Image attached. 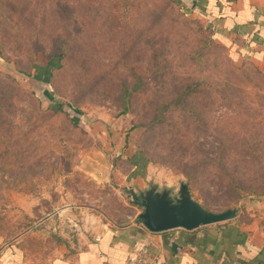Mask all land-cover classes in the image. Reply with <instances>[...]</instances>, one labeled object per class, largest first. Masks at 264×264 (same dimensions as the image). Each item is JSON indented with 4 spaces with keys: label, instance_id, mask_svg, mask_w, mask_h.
<instances>
[{
    "label": "rangeland",
    "instance_id": "1",
    "mask_svg": "<svg viewBox=\"0 0 264 264\" xmlns=\"http://www.w3.org/2000/svg\"><path fill=\"white\" fill-rule=\"evenodd\" d=\"M179 6L0 0V247L46 261L182 183L264 224V68Z\"/></svg>",
    "mask_w": 264,
    "mask_h": 264
},
{
    "label": "crops",
    "instance_id": "2",
    "mask_svg": "<svg viewBox=\"0 0 264 264\" xmlns=\"http://www.w3.org/2000/svg\"><path fill=\"white\" fill-rule=\"evenodd\" d=\"M195 9L235 60L264 68V3L198 0ZM140 210L101 224V231L98 227L78 246L43 262L29 259L16 245L0 247V264H126L140 240L148 245L150 258L162 256L165 264H264V224L255 213L237 211L232 221L193 231L151 233L136 221Z\"/></svg>",
    "mask_w": 264,
    "mask_h": 264
},
{
    "label": "water",
    "instance_id": "3",
    "mask_svg": "<svg viewBox=\"0 0 264 264\" xmlns=\"http://www.w3.org/2000/svg\"><path fill=\"white\" fill-rule=\"evenodd\" d=\"M194 6V1L190 7ZM142 207L136 221L151 233H164L177 229L193 231L201 227L232 221L237 216L236 209L221 213L211 212L195 201L186 183L180 185L173 194L169 190L150 189L140 195Z\"/></svg>",
    "mask_w": 264,
    "mask_h": 264
},
{
    "label": "built area",
    "instance_id": "4",
    "mask_svg": "<svg viewBox=\"0 0 264 264\" xmlns=\"http://www.w3.org/2000/svg\"><path fill=\"white\" fill-rule=\"evenodd\" d=\"M148 250V245L144 241H138L126 264H165L162 256L150 258Z\"/></svg>",
    "mask_w": 264,
    "mask_h": 264
},
{
    "label": "trees",
    "instance_id": "5",
    "mask_svg": "<svg viewBox=\"0 0 264 264\" xmlns=\"http://www.w3.org/2000/svg\"><path fill=\"white\" fill-rule=\"evenodd\" d=\"M173 1V4L175 5V6H179V2L178 1H175V0H172ZM217 1H221V2H224V3H226V4H232V3H234L236 0H217ZM196 6H197V3H194V6H193V9L192 10H190V9H186V12H185V9H183V5L180 7L179 6V11H180V13H181V15H183V17H185V18H188L189 17V14L190 13H192L193 11H194V8H196ZM211 29V28H210ZM212 41H216V39L214 38V36H212V39H211ZM218 42V41H217ZM220 43V42H219ZM223 45V44H222ZM63 54L62 53H58L54 58L59 62V64L61 63V60L63 59ZM231 60L232 61H235V59L233 58V57H231ZM61 68V65H59V66H57L56 67V69H60ZM132 91L131 90H128V89H124L123 90V93H124V98L125 97H127V95H128V93H131ZM58 108V107H57ZM154 122L155 123H159V124H161V123H163V120L162 119H160V118H156L155 120H154Z\"/></svg>",
    "mask_w": 264,
    "mask_h": 264
},
{
    "label": "flooded vegetation",
    "instance_id": "6",
    "mask_svg": "<svg viewBox=\"0 0 264 264\" xmlns=\"http://www.w3.org/2000/svg\"><path fill=\"white\" fill-rule=\"evenodd\" d=\"M139 201V199H137Z\"/></svg>",
    "mask_w": 264,
    "mask_h": 264
}]
</instances>
